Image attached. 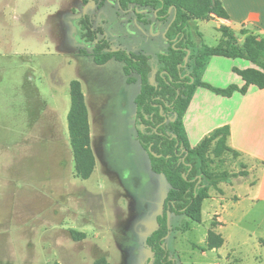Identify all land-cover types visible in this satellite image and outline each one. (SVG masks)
Masks as SVG:
<instances>
[{
  "label": "rangeland",
  "instance_id": "rangeland-1",
  "mask_svg": "<svg viewBox=\"0 0 264 264\" xmlns=\"http://www.w3.org/2000/svg\"><path fill=\"white\" fill-rule=\"evenodd\" d=\"M84 16L102 28L97 39L104 37L111 49L150 55L154 69L167 49L164 28L155 34L156 26L137 22L133 8L121 10L118 0H0V264H93L102 258L144 264L150 255L146 238L157 227L168 184L151 170L137 139L139 81L134 76L127 83L114 59L93 61L94 43L81 39L77 24ZM215 26L207 20L198 27L209 46L220 36ZM73 79L89 109L95 166L87 179L75 175L68 136ZM206 167L233 174L218 184L226 199H239L224 213L225 242L202 250L207 231L219 227L212 225L220 223L216 215L202 213L194 222L167 213L163 245L172 264H264L261 165L211 151Z\"/></svg>",
  "mask_w": 264,
  "mask_h": 264
},
{
  "label": "trees",
  "instance_id": "trees-1",
  "mask_svg": "<svg viewBox=\"0 0 264 264\" xmlns=\"http://www.w3.org/2000/svg\"><path fill=\"white\" fill-rule=\"evenodd\" d=\"M93 1L98 3L100 0ZM118 5L121 10H127L133 5L136 21L143 24L148 22L147 14L150 12L156 20L165 22L169 16L168 9H176L175 17L165 33L167 49L157 55V69L153 75L150 55L122 49L113 50L107 40L97 39V34L102 33V29L92 28L87 16L77 22L81 30L80 36L86 42L94 43L89 55L96 64H104L111 59L122 62L126 82H134L132 74H135L140 83V90L134 99L135 121L142 124L144 130H138L137 139L148 152L151 170L162 174L168 184L162 212L156 220L157 227L146 238L151 256H147L144 264H172L168 250L163 245L167 213L185 215L194 222H200L202 201L211 197L212 190L223 195L218 184L227 182L233 176L232 173L210 172L206 167L209 153L213 151L218 155L228 151L240 155L227 145V125L215 128L195 146L190 147L183 131L182 114L197 86L223 96H230L234 91L245 93L250 84L264 89V37L248 35L239 44L235 33L227 26H221L218 28L221 37L217 44H205L196 22L213 16L227 19L228 14L219 0H118ZM192 30L200 37L198 40L193 37ZM186 49L190 52L184 62ZM81 53L87 54L86 51ZM211 55L243 58L251 61L257 68H232L244 81L240 88L233 83L224 88L215 87L201 81L199 75ZM69 96L67 127L75 175L87 179L94 170L95 159L90 148L88 111L78 80L69 82ZM214 141L216 145L213 148ZM215 224L217 223L212 222L213 226ZM223 243L224 238L209 229L206 234V249L202 250L218 248ZM93 264L109 263L102 258Z\"/></svg>",
  "mask_w": 264,
  "mask_h": 264
},
{
  "label": "crops",
  "instance_id": "crops-1",
  "mask_svg": "<svg viewBox=\"0 0 264 264\" xmlns=\"http://www.w3.org/2000/svg\"><path fill=\"white\" fill-rule=\"evenodd\" d=\"M219 1L227 12L228 18L224 19L213 16L208 19L216 22L215 27L217 30L221 26H227L235 33L239 44H241L248 35H254L257 38L264 37V0ZM172 14L173 11L170 13V20ZM203 21L207 20H197V28ZM154 26H156L157 29H165L167 23H156ZM198 31L201 33V39L204 40V33L202 30ZM219 37H221V33L220 36L216 38L217 42L220 39ZM233 67L238 69L257 68V66L251 61L243 58L211 55L199 74L200 80L208 82L215 87L224 88L233 83L240 88L244 85V81L239 75L232 71ZM132 75L133 77L136 76L135 74ZM211 75H214L213 79L215 80L210 78ZM82 92L87 107V100L83 88ZM88 110L87 107V111ZM181 121L184 135L190 147L195 146L204 136L208 135L215 128L227 125L229 128L227 145L237 151L240 156L250 160V162L261 165L259 187L261 191L263 190L264 89H260L257 86L250 84L247 86L245 93L234 91L230 96H223L216 94L207 88L197 86L191 96L188 106L182 114ZM89 122L88 112V123ZM91 137L92 135L90 134V142ZM224 195L204 199L200 210V220L202 213H205L206 216L210 213L211 215L217 216L220 222L217 223V226L219 227L217 229L215 228L217 231L213 228L211 229L221 236L222 234L220 233V230L225 224L224 213L228 209L235 207L234 204L239 201L238 196L233 197L235 199L234 203L231 198L226 199ZM260 198L264 202V196H261Z\"/></svg>",
  "mask_w": 264,
  "mask_h": 264
},
{
  "label": "flooded vegetation",
  "instance_id": "flooded-vegetation-1",
  "mask_svg": "<svg viewBox=\"0 0 264 264\" xmlns=\"http://www.w3.org/2000/svg\"><path fill=\"white\" fill-rule=\"evenodd\" d=\"M131 8H133V10H134V6L133 5H131L130 6ZM129 7V8H130ZM169 10V9H168ZM123 11H125V10H123ZM146 11V10H145ZM173 11V9H171L170 10V12L168 11V14H169V16H170V13ZM148 12H146V14H147ZM173 13H174V11H173ZM148 15V17H147V23L145 24V25H147V24H153V25H155L156 23H167V25L170 23V21L172 20V18H171V20L169 19V16H168V19L165 21V22H160V21H158V20H156V18H155V16H153L152 15V13L150 12V13H148L147 14ZM172 17H173V14H172ZM149 19H151V21H149ZM173 21V20H172ZM154 22H156V23H154ZM151 27V26H150ZM167 27V26H166ZM79 28V27H78ZM93 28V27H92ZM99 28H101V27H99ZM80 29V28H79ZM102 29V28H101ZM165 30V29H164ZM81 31V30H80ZM81 33V32H80ZM151 33V32H150ZM152 33H153V31H152ZM103 34V30H102V33H98L97 35H102ZM103 39H105L104 37H102ZM102 38H100V39H102ZM81 39L83 40V41H85L82 37H81ZM106 40V39H105ZM86 42V41H85ZM166 42H167V39H166ZM89 43V42H88ZM168 44V43H167ZM110 47H111V45H110ZM114 50V49H113ZM150 62H151V57H150ZM157 63V62H156ZM151 64V63H150ZM151 67H152V65H151ZM153 69V68H152ZM137 124V123H136ZM137 126H138V130H141V127L143 128L141 131H143L144 130V126L142 125V124H137Z\"/></svg>",
  "mask_w": 264,
  "mask_h": 264
},
{
  "label": "water",
  "instance_id": "water-1",
  "mask_svg": "<svg viewBox=\"0 0 264 264\" xmlns=\"http://www.w3.org/2000/svg\"><path fill=\"white\" fill-rule=\"evenodd\" d=\"M171 9H173V11H174V13H173V17H172V20H173L174 17H175L176 9H175L174 7H170L168 11L170 12ZM172 20L170 21V23L172 22ZM170 23L167 25V27L165 28V30H164V32H163V36H164V37H165L166 30H167L168 26L170 25ZM159 29H160V28L157 29V31L155 32V34H158V33H159ZM150 32L152 33V27H150ZM165 39H167V38L165 37ZM175 40H176V39H174V42H175ZM189 52H190V51H189L188 49H186V55H185V57H184V62L187 61V58H188ZM155 71H156V69H153V71H152V75L154 74ZM151 80H152V77H151L150 81H151ZM142 129H143V128L141 127V130H142ZM148 149L150 150V147H149ZM149 256H151V255H149Z\"/></svg>",
  "mask_w": 264,
  "mask_h": 264
}]
</instances>
